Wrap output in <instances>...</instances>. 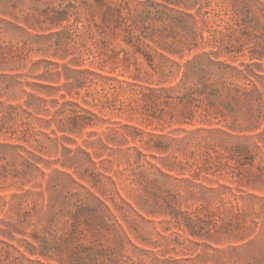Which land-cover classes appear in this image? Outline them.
Listing matches in <instances>:
<instances>
[{
	"label": "rangeland",
	"instance_id": "374dc122",
	"mask_svg": "<svg viewBox=\"0 0 264 264\" xmlns=\"http://www.w3.org/2000/svg\"><path fill=\"white\" fill-rule=\"evenodd\" d=\"M0 264H264V0H0Z\"/></svg>",
	"mask_w": 264,
	"mask_h": 264
}]
</instances>
